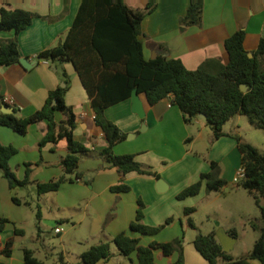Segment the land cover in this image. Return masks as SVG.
Instances as JSON below:
<instances>
[{
	"label": "crops",
	"instance_id": "0c3cea01",
	"mask_svg": "<svg viewBox=\"0 0 264 264\" xmlns=\"http://www.w3.org/2000/svg\"><path fill=\"white\" fill-rule=\"evenodd\" d=\"M149 1L124 0L130 9H143ZM81 2L82 0H0V7L25 10L40 16L18 35L20 58L28 59L31 63L29 68H24L20 63L0 67V96L3 101L13 108V112L15 110L16 117H28L42 107L50 91L64 84L61 76L64 71L69 78V88L64 101L72 107L75 115L73 138L93 152L82 156L79 161L77 173L83 179L74 180V183L69 181L68 186H65L66 182L62 183L57 191L40 195L39 199L44 202L48 200L57 213L60 210L78 209L81 214L79 223L83 220L88 221L87 238L96 240L93 245L110 242L121 232L138 239L140 246H148L151 242H171L182 235L184 264H208L194 247L196 229L187 226L183 213L184 208L193 206L190 199L197 195L183 200H178L176 195L196 182L201 173L209 172L210 162H216L221 179L231 180L234 177L240 167V154L235 136H240L241 115L227 121L222 128L225 135L213 140L211 132L205 133L206 123L203 121L197 119L190 124L184 123L180 110L173 105L172 96L150 106L145 95L139 93L145 112L143 119L132 112L130 99L107 108L104 112L105 118L113 122L126 137L132 136L128 140L143 137L140 139L147 142L144 149H132L133 146L130 148L124 144L127 141L125 138L113 147V153L115 155L132 154L137 162L151 167L159 174V178H155L131 172L120 182L117 170L96 154L106 146V143L100 127L95 124L87 94L72 64L49 63L36 58L40 52L56 47L64 41ZM189 2L190 0L156 1V8L143 18L140 25L143 35L139 36V40L142 43L145 59L157 56L179 59L187 70H195L209 59H219L226 64L229 58L224 46L225 40L238 30L245 32L243 47L248 54L255 52L259 41L264 38V0H203L201 25L184 26L181 25L180 20L185 16ZM13 36L12 31L0 32V40L10 39ZM63 118L62 114L56 113L57 122ZM200 123H203V126L200 127ZM194 125L197 127L195 134L191 128ZM226 125H229L228 130L224 131ZM45 129L46 123L39 122L30 125L25 135H19L10 128L0 125V143L17 149V153L9 161L10 168L13 169V166H16L19 171L24 169L25 173V164H32L33 170L38 174V183H44L62 175L63 169L60 162L67 153V143L64 139L56 144L50 143L39 148V141ZM162 136H171L182 146L185 142L189 143L190 149L175 159L172 162L173 166L157 164L159 160L165 159L168 153L167 144L163 143V148L158 147L161 142L157 140ZM202 138L211 146L207 160L204 161L193 157L190 153L191 147ZM253 146L256 147V145ZM195 154L199 155L197 151ZM120 183L127 185L129 191L112 192L111 188ZM2 185L0 186L3 187ZM204 185L205 183L202 187ZM5 187H8V184ZM225 188L226 192H230L228 187L225 186ZM0 194L4 203L8 204L7 192ZM139 200L144 204L142 218L144 225H161L170 217L173 221L152 236L131 232L129 225L135 218ZM228 211L232 214L240 212L233 208H228ZM109 215L110 218L107 220ZM250 216L255 218L258 227L263 226V223L259 222L254 215L244 214L245 218H251ZM0 218L8 220L0 232V262L24 264L23 249L30 248L24 246L18 251L14 246L15 242L23 237V235L14 236L15 228L18 229L16 223L19 221L6 215L1 204ZM64 221L68 220L64 219ZM217 226L221 225L217 223ZM243 226L249 228L248 222ZM220 229L230 236L232 235L229 231H236L237 237L229 254L235 259L241 257L242 253L238 256L232 254L240 238L237 228L230 225L229 227L221 226L218 231ZM254 231L258 233L257 230ZM211 232L216 234L217 231L214 229L209 233ZM10 238H13V246L10 256L7 257L1 253V250ZM30 250L34 257L35 252H39L37 249ZM112 253L111 260L97 264H123V259L131 264L127 258L118 254L117 249L116 253ZM176 258L177 254H173L169 258L156 260V264L174 262ZM131 259L136 260V253L131 255ZM78 260L75 264L80 262V255ZM250 264H260V262L251 260Z\"/></svg>",
	"mask_w": 264,
	"mask_h": 264
},
{
	"label": "trees",
	"instance_id": "16d2710c",
	"mask_svg": "<svg viewBox=\"0 0 264 264\" xmlns=\"http://www.w3.org/2000/svg\"><path fill=\"white\" fill-rule=\"evenodd\" d=\"M156 1L150 0L143 9H130L124 0H82L64 41L36 56L38 60L49 63L72 64L87 94L95 124L100 127L106 143L96 154L117 170L120 182L131 172L159 178V174L151 167L137 162L134 155L113 153V147L123 141L126 135L105 118L104 112L111 106L129 100L134 89L145 95L150 106L172 96L173 105L180 110L185 124L197 120L199 114L205 115L213 140L225 135L223 126L237 115L246 116L253 127L264 131V38L252 53L253 57L249 58L243 47L245 32L238 30L225 40L224 46L229 58L226 64L219 59H209L195 70H187L179 59H166L162 56L145 59L139 40V36L143 35L140 25L143 18L156 8ZM202 13L203 0H190L186 14L180 20L181 25L200 26ZM37 17L40 16L25 10L0 7V32H14L12 38L0 40V67L19 64L18 35ZM61 76L65 86L50 91L40 109L25 118L16 117L15 110L12 114L0 112V125L25 135L30 125L45 122L46 129L39 141V148L64 139L67 153L60 165L65 175L74 174L77 180L81 179L77 173L81 157L93 152L73 138L75 115L72 107L64 101L69 78L64 71ZM241 85L247 87L245 93L241 91ZM3 104L5 102L0 96V107ZM56 113L62 114L63 120L57 122ZM235 139L240 154V167L244 170V178L235 184L251 196L263 226L258 227L249 222L250 227L258 231V237L252 249L236 259L223 251L214 232L206 235L198 233L193 244L208 264H250L251 260L264 264V152L244 143L237 136ZM16 153L15 147L0 143V170L10 190L27 185L32 172V164L27 163L24 178H16L9 166L10 159ZM65 180V176L61 175L48 182L37 183V194L55 192ZM203 183L209 193L218 192L227 186V182L219 177L216 162H210V171L201 173L199 179L182 189L176 198L183 200L198 195ZM111 191L125 193L129 187L120 183L112 187ZM12 201L19 203L15 197ZM143 208L139 200L135 218L129 225L131 232L152 236L173 221L170 217L161 225H144ZM195 211L193 207L184 208L183 211L187 226L192 229H196L191 220ZM109 218L110 215L107 220ZM7 222L6 218H0V232ZM23 234V230L15 228L14 236ZM229 234L237 237L235 230L229 231ZM111 243L115 245L118 254L127 258L131 264H156V260L169 258L173 254H177L176 260L165 264H184L183 237L167 243L151 242L148 246H140L138 239L124 232L114 236L110 242L90 246L80 254L78 264H97L111 260ZM12 246L13 238H10L1 253L9 257ZM133 253H136L135 261L131 259ZM23 258L24 264H43L27 248L23 249Z\"/></svg>",
	"mask_w": 264,
	"mask_h": 264
},
{
	"label": "rangeland",
	"instance_id": "374dc122",
	"mask_svg": "<svg viewBox=\"0 0 264 264\" xmlns=\"http://www.w3.org/2000/svg\"><path fill=\"white\" fill-rule=\"evenodd\" d=\"M241 121L242 129L240 131V136L237 137L244 143H248L246 141H249L252 144H248L252 146L256 145L257 149L264 152V131L253 127L246 116H241ZM200 124V127L203 126V123ZM205 126V133H212L210 126L207 124ZM226 126L224 131L228 130L229 125ZM191 128L195 134L197 132L196 125ZM131 137L132 136L127 135V141L124 143L126 146L130 148L133 146L134 148L132 149H144L147 142L140 139L143 137L128 140ZM161 139L157 140V142H161L158 147L163 148L162 144H167L168 153L165 159H161L157 162L158 165H166L167 167L173 166L172 162L190 149L188 142H185L184 146H182V144L175 141L171 136H162ZM210 148V144L202 138L196 142L195 146L191 147L192 151L190 153L193 157L204 161L207 160ZM196 151L199 155L195 154ZM33 169L34 168H32L30 175V182L27 185L12 190L5 187L7 183L2 177V171L0 170V185L3 184V187L0 186V193L7 192V199L9 200L8 206L7 203H4L0 194L1 208L5 210L6 215L14 217L19 221L16 223V227L22 229L24 232L23 237L17 240L14 246L18 251L24 246L32 250L35 249V251L37 249L39 252H35V257H38V260L42 261L43 264H75L79 261L78 255H80L84 249H88L86 247H90V245L96 243V240L87 238L88 221L83 220L79 223L81 214L78 209L70 211L60 210V212L57 213L55 209L51 207L48 200L44 202V200L39 199L40 195L37 194V183L39 182V178L38 174L35 173ZM11 170L14 172L17 179L22 180L24 178V169L19 171L16 166H13ZM62 175H64L66 179L65 182L67 185L65 186H68L69 179H71L72 182L75 180L74 174L65 175L62 173ZM81 179H83V177ZM232 179L233 178H231V180L224 179L227 182L226 187H228L230 192H226V188L224 187L216 193H209L206 191L204 185L199 194L190 199L193 202L192 207L196 210L195 213L192 214L191 220L196 227V233L204 235L214 229L218 231L221 226L229 227L230 225H234L239 232L240 238L232 254L238 256L241 253L242 255L248 253L258 237V233L249 225V222L256 224L255 218H252L253 216H250L251 218H245L244 214L248 213L249 215H254L259 222H262V220L259 210L254 204L251 196L245 190L237 187ZM48 181L49 180H47V182ZM13 197L19 201L18 204L12 202L11 199ZM228 208H233L234 210L244 213L239 212L236 214L233 212L232 214L228 211ZM50 210L52 212H50ZM60 219H63V221H60ZM64 219L68 221H64ZM247 222L249 228H244L243 225L247 224ZM73 223L76 225L73 226ZM217 223L221 226H217ZM56 227L61 228L63 232L61 234H56ZM180 237H182V235ZM78 240L79 242H77ZM111 251L116 253V247L112 243ZM123 260V264H129L128 261L125 259Z\"/></svg>",
	"mask_w": 264,
	"mask_h": 264
},
{
	"label": "water",
	"instance_id": "95a60500",
	"mask_svg": "<svg viewBox=\"0 0 264 264\" xmlns=\"http://www.w3.org/2000/svg\"><path fill=\"white\" fill-rule=\"evenodd\" d=\"M248 57L252 58L253 55L250 53V54H248ZM154 58L155 57H151V59H154ZM19 63L26 69H28L29 66L31 65V63L28 61L27 58H20ZM64 86H65V84H61L60 87H64ZM240 89L244 93L247 91V87L245 85H241ZM130 101H131L132 112L135 113L140 119H143L145 117V112L143 110V106H142V103H141L140 98H139V93L137 92L136 89H134L132 91ZM0 112L3 114H12L13 108L11 106L3 104L0 107ZM198 119L203 121L204 123H207V118L203 114H199ZM215 237L217 238L218 242L222 246L223 251L226 253H229V251L232 248L233 243L235 242V237L227 235L221 229L216 232Z\"/></svg>",
	"mask_w": 264,
	"mask_h": 264
},
{
	"label": "built area",
	"instance_id": "2783aa9c",
	"mask_svg": "<svg viewBox=\"0 0 264 264\" xmlns=\"http://www.w3.org/2000/svg\"><path fill=\"white\" fill-rule=\"evenodd\" d=\"M5 101H7V100H5ZM168 106L170 107L171 105L169 104ZM243 178H244V170L241 167H239V169L236 171V173H235V175H234L232 180H233L234 183H238ZM62 232L63 231H62L61 228H58V227L55 228V233L56 234H61Z\"/></svg>",
	"mask_w": 264,
	"mask_h": 264
}]
</instances>
